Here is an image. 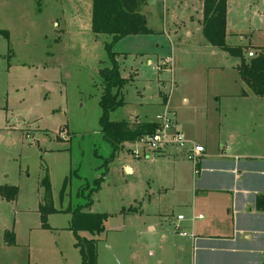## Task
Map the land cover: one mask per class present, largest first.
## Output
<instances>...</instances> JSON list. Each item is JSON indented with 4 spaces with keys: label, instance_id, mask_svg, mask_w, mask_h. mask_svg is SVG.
I'll use <instances>...</instances> for the list:
<instances>
[{
    "label": "rangeland",
    "instance_id": "obj_1",
    "mask_svg": "<svg viewBox=\"0 0 264 264\" xmlns=\"http://www.w3.org/2000/svg\"><path fill=\"white\" fill-rule=\"evenodd\" d=\"M140 13L151 33L124 37L110 49L126 81L118 92L123 104L109 119L149 121L169 98L168 109L193 121L199 135L215 106L209 67L238 59L198 47L201 0H146ZM90 23L91 0H0V29L9 31L8 39L0 33V54L5 40L12 51L8 60L0 57V187L18 189L14 201L0 195V242L7 228L17 239L14 247L0 246V264H82L69 229L75 207L103 215L99 234L77 231L80 240H95L97 264H190L188 238L170 234L169 223L187 216L192 204V162L178 159L186 182L172 191V163L145 151L134 157L136 146L128 143L91 194L112 153L98 123L102 72L112 60L108 36H95ZM226 30V43L251 58L246 47L264 46V0H227ZM46 174L57 212L48 216L50 229H41Z\"/></svg>",
    "mask_w": 264,
    "mask_h": 264
},
{
    "label": "crops",
    "instance_id": "obj_2",
    "mask_svg": "<svg viewBox=\"0 0 264 264\" xmlns=\"http://www.w3.org/2000/svg\"><path fill=\"white\" fill-rule=\"evenodd\" d=\"M199 22L202 36V14ZM0 31L7 32L9 37V31ZM187 34L190 36L189 32ZM227 37L226 30L225 40ZM199 38L198 47L210 48L212 55L220 50L209 45L200 34ZM1 48L6 53H1L0 57L2 60L7 57L8 60L12 53L10 42L5 40ZM237 59L230 67L218 64L209 67L215 74L216 94L211 96L215 106L205 119L202 133L198 135L194 132L193 121L183 113L171 111L176 129L205 148L199 172L187 180L190 191H193L192 204L187 205V216L183 215L184 219L180 221L176 218L178 215L171 216L169 223L170 234L175 231L188 238L186 244L190 251V264H264V212L255 208L256 197L264 195V98L255 96L242 82L236 70L240 63ZM187 101L184 97L183 102L186 104ZM169 103L167 98V107ZM142 110V114H147V108ZM142 121L137 119V122ZM127 145L124 144L121 149ZM153 157L158 162H171L174 166L172 191L176 185L182 186L186 182L185 176L176 170V165L183 163L178 160L181 158L171 155ZM125 171L131 169L126 167ZM157 196L160 197V192ZM198 214L202 218H194ZM166 218L169 216H163V219ZM177 225L180 229L176 228ZM6 231L13 230L7 228L4 233ZM179 231L187 234L183 236ZM16 240L14 245H8L3 234L0 246L14 247Z\"/></svg>",
    "mask_w": 264,
    "mask_h": 264
},
{
    "label": "trees",
    "instance_id": "obj_3",
    "mask_svg": "<svg viewBox=\"0 0 264 264\" xmlns=\"http://www.w3.org/2000/svg\"><path fill=\"white\" fill-rule=\"evenodd\" d=\"M146 0H91V31L95 36L106 35L108 40L105 47L110 52L111 47L120 39L128 35L150 34L147 21L140 13L141 7ZM226 11L227 0H202V36L211 46L227 52L230 56L240 59L236 70L242 82L257 96L264 98V46L246 47L254 48L255 56L246 58L244 49L241 46H232L226 43ZM8 39L7 32L0 31ZM113 52L109 53L112 66L103 69V91L99 99L101 113L99 116V128L103 139L111 146L112 153L109 159L104 161V171L100 177L93 180V190L91 194L99 189L104 174L107 172V164L113 159L124 144L134 143L144 135L154 132L155 123L142 121L130 126L127 121H113L109 119V113L123 104L122 98L118 96L125 79L120 77L114 61ZM115 88L116 92L112 93ZM41 184L43 192L38 205L40 228L50 229L48 216L57 212L53 206L51 185L46 174ZM18 189L16 186L0 187V195L7 200L14 201ZM90 199L86 208L90 206ZM255 208L264 212V195H259L255 199ZM70 230L76 237L75 246L78 248L82 264H97L96 247L94 239H79L77 231H89L92 234H99L102 231V214L82 211V208L75 207L71 210ZM6 243L15 244L13 231L5 232Z\"/></svg>",
    "mask_w": 264,
    "mask_h": 264
},
{
    "label": "built area",
    "instance_id": "obj_4",
    "mask_svg": "<svg viewBox=\"0 0 264 264\" xmlns=\"http://www.w3.org/2000/svg\"><path fill=\"white\" fill-rule=\"evenodd\" d=\"M254 55L253 50L247 52L248 57ZM152 122L156 125L154 132L142 136L133 143L136 146L134 150H131L134 157L145 151L151 154L171 155L185 159L193 163V174L196 175L199 172V162L205 153L204 146L187 139L184 133L176 129L174 115L168 109L166 102L163 104V110L155 115ZM139 148L142 149L141 152H139ZM176 218L179 221L184 219L183 215H178ZM194 218L200 219L202 215L198 214ZM176 228L180 229L178 225ZM179 233L183 236L187 234L183 231H179ZM190 235L193 237V234Z\"/></svg>",
    "mask_w": 264,
    "mask_h": 264
},
{
    "label": "water",
    "instance_id": "obj_5",
    "mask_svg": "<svg viewBox=\"0 0 264 264\" xmlns=\"http://www.w3.org/2000/svg\"><path fill=\"white\" fill-rule=\"evenodd\" d=\"M123 147V146H122Z\"/></svg>",
    "mask_w": 264,
    "mask_h": 264
}]
</instances>
